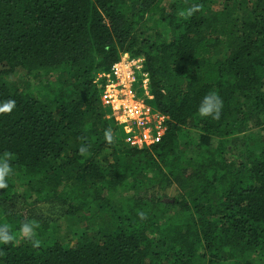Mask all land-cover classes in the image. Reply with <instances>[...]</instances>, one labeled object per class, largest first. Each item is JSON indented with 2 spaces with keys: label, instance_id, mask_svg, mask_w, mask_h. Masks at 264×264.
<instances>
[{
  "label": "trees",
  "instance_id": "1",
  "mask_svg": "<svg viewBox=\"0 0 264 264\" xmlns=\"http://www.w3.org/2000/svg\"><path fill=\"white\" fill-rule=\"evenodd\" d=\"M121 54L143 60L146 103L167 117L149 148L125 145L100 102ZM210 91L219 120L197 111ZM8 99L0 264H264V0H0Z\"/></svg>",
  "mask_w": 264,
  "mask_h": 264
},
{
  "label": "built area",
  "instance_id": "2",
  "mask_svg": "<svg viewBox=\"0 0 264 264\" xmlns=\"http://www.w3.org/2000/svg\"><path fill=\"white\" fill-rule=\"evenodd\" d=\"M140 78L143 99L137 98L134 84ZM103 79L101 105L110 111V117L122 126L125 137L123 142L128 147L144 148L160 142L167 130V117L146 103L152 99L148 74L143 70V60L122 54L110 72L98 74L97 81Z\"/></svg>",
  "mask_w": 264,
  "mask_h": 264
},
{
  "label": "clouds",
  "instance_id": "3",
  "mask_svg": "<svg viewBox=\"0 0 264 264\" xmlns=\"http://www.w3.org/2000/svg\"><path fill=\"white\" fill-rule=\"evenodd\" d=\"M200 11L198 4H193L191 7L180 11L179 15L183 17H192L196 12ZM224 102L220 95L215 91H210L205 94L200 100L197 111L200 117L213 120H219L223 110ZM16 107V102L13 99L0 101V114L11 113ZM104 139L108 144L113 143V131L106 129L104 132ZM88 151V146L83 145L79 148L81 155ZM13 169L10 163V155L0 156V190L9 188V177L12 175ZM137 217L140 220L147 218L146 212L143 210L137 211ZM40 224L36 221H23L19 226L20 236L30 241L33 247L40 246V240L37 237V229ZM15 239L10 227L6 224H0V245H8Z\"/></svg>",
  "mask_w": 264,
  "mask_h": 264
},
{
  "label": "rangeland",
  "instance_id": "4",
  "mask_svg": "<svg viewBox=\"0 0 264 264\" xmlns=\"http://www.w3.org/2000/svg\"><path fill=\"white\" fill-rule=\"evenodd\" d=\"M121 55H120V57H121ZM134 90L137 91V98L138 99H143L144 98L143 92H142V89H141V86H140V78L139 77L137 78V82L134 84ZM152 110L155 111L153 108H152ZM252 132L255 133V134L258 133V131H256V130L252 131ZM229 156H230L229 157L230 160L233 159V158H231L232 157L231 154ZM173 189H175V187H172V189L165 190V195H164L165 196L164 197L165 201H169V200L171 201L172 197L175 196V192L173 191ZM70 225H71V222H68V223L64 224L63 226H70ZM66 230H67V227H66Z\"/></svg>",
  "mask_w": 264,
  "mask_h": 264
}]
</instances>
